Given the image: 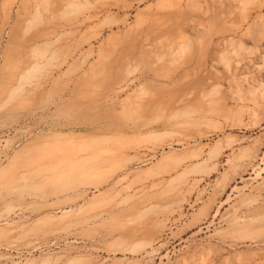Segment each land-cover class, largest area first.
<instances>
[{
    "label": "rangeland",
    "instance_id": "374dc122",
    "mask_svg": "<svg viewBox=\"0 0 264 264\" xmlns=\"http://www.w3.org/2000/svg\"><path fill=\"white\" fill-rule=\"evenodd\" d=\"M0 264H264V0H0Z\"/></svg>",
    "mask_w": 264,
    "mask_h": 264
}]
</instances>
